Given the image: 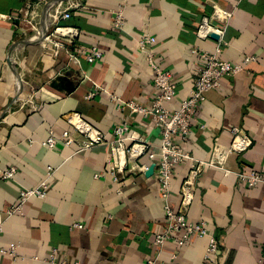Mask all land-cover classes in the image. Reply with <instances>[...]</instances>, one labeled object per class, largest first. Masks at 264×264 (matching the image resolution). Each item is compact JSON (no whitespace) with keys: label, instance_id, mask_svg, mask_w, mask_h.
Instances as JSON below:
<instances>
[{"label":"crops","instance_id":"crops-1","mask_svg":"<svg viewBox=\"0 0 264 264\" xmlns=\"http://www.w3.org/2000/svg\"><path fill=\"white\" fill-rule=\"evenodd\" d=\"M32 1L40 0H0V264H147L150 258L207 264L210 236L179 245L177 234L160 249L152 243L165 229L167 201L148 155L139 162L154 165L151 174L130 160L115 182L109 173L111 144L87 146L86 136L76 131L72 143H64L71 113L82 115L108 141L115 139V125L127 120L128 137L160 142L161 128L152 118L119 108L129 100L148 103L155 95L154 73L139 44L145 35L156 37L155 57L174 76L177 94L166 104L170 109L189 95L203 52L220 47L232 62L256 57L207 92L196 113L206 127L195 122L186 141L178 136L174 141L211 163L196 177L185 212L208 222L219 242L216 264H264V184L247 187L236 177L251 168L264 172V0H77L83 7L59 24L79 34L58 54L18 18ZM53 1L40 5L41 25ZM117 12L124 17L121 30L112 26ZM205 19L225 27L222 38L199 35ZM93 47L103 58L90 63L85 54ZM234 126L252 140L243 153L228 152ZM52 135L57 143L49 148L44 142ZM132 142L125 140V147ZM10 167L16 173L4 179ZM190 170L187 161L174 168L169 203L176 210L182 209L180 189ZM42 182L48 183L44 197L21 201V190ZM13 246L15 255L2 252Z\"/></svg>","mask_w":264,"mask_h":264},{"label":"built area","instance_id":"built-area-1","mask_svg":"<svg viewBox=\"0 0 264 264\" xmlns=\"http://www.w3.org/2000/svg\"><path fill=\"white\" fill-rule=\"evenodd\" d=\"M43 1L40 0L27 3L26 6L21 9L18 18H20L27 28L31 30L33 36L42 40L44 47L52 46L54 47L55 53L58 54L61 50H64L68 44L72 43L74 38L79 34V29L63 26L59 23L69 19L71 17V11L82 8L83 3L77 0L58 1L48 12L50 25L46 26V33L44 35L43 27L40 22L41 14L39 12V7ZM214 16H219V14L215 13ZM230 16L231 13L226 14V23ZM112 26L115 29H123L124 17L122 12H117L113 19ZM224 28L216 26L210 23L208 19H205L203 23L200 24L198 33L201 37H207L211 33H216L222 38L225 32ZM155 42L156 37L153 35H145L139 40L141 48L148 54V61L154 73V97L148 103L135 100L124 101L123 103H119V108L123 110L128 109L131 114H140L146 118H152L156 125L161 128L162 137L160 142L157 144L153 143L140 135L137 137H128L127 133L130 131V125L127 120L115 125L113 129L115 139L113 141H108L105 133L87 121L82 115L79 113H71L69 115V120L72 129L64 131V143L66 145L71 144L73 141L70 136L71 132L76 131L86 136L87 146L111 144L113 147V156L109 160V173L115 182H120L119 171L122 172L126 170L130 160L134 161L135 167L139 171L147 172L150 165L139 161L143 156L148 155L156 167L161 197L167 201L165 206V229L154 236L152 243L160 249L168 239L176 237L177 234H179L177 236L179 245H184L192 237L210 236L205 262L207 264H216L219 242L211 235L208 222L205 219H189L185 212L194 199V184L196 177L201 173L205 165L211 163L203 159H197L189 150L175 143L174 137L178 136L182 141H186L190 134L191 127L195 122L199 128L204 129L206 125L196 118V113L200 105L207 99V92L218 88L224 76H234L246 70L247 66L252 61L256 60V57L254 55H245L242 61L232 62L222 57V50L220 47H217L213 52H203L201 54L202 64L189 95L182 100L178 108L170 109L166 104L175 98L177 94V85L173 74L159 65L157 57H155L152 49V45ZM85 58L90 63H95L103 58V52L93 47L85 54ZM92 95V93L88 94L87 98L92 97ZM231 134L232 141L228 148L229 153H243L252 145L251 138L242 127H232ZM127 139L133 140L129 147H125L124 145ZM56 143L57 141L53 135L44 142L49 148H54ZM185 161L190 163L191 170L184 185H182L180 189L182 209L176 210L169 203V199L173 193V173L175 166ZM226 172L230 171L226 170ZM15 173V167H10L2 172V177L4 179H10L14 177ZM236 177L239 183L247 187H255L264 184V172L253 168L237 172ZM47 189V182H42L39 186L34 188L23 189L20 192L21 201L24 202L31 196L44 197L47 193ZM9 212L11 213L12 210ZM73 227H82V224L74 223ZM2 252L15 255V248L13 246L9 250L2 249ZM56 254L57 250L55 249L52 259L56 257ZM147 264L162 263L158 258H150Z\"/></svg>","mask_w":264,"mask_h":264},{"label":"water","instance_id":"water-1","mask_svg":"<svg viewBox=\"0 0 264 264\" xmlns=\"http://www.w3.org/2000/svg\"><path fill=\"white\" fill-rule=\"evenodd\" d=\"M58 1H66V0H54L43 12V18H42V27L44 31V35L46 33V20L48 19V12L50 8H52ZM211 36L215 39H217L219 36L216 33H212ZM154 171V165L150 167V169L147 171V174H151Z\"/></svg>","mask_w":264,"mask_h":264}]
</instances>
